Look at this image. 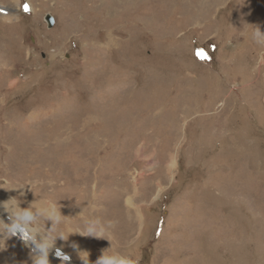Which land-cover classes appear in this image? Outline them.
<instances>
[{
  "label": "rangeland",
  "instance_id": "obj_1",
  "mask_svg": "<svg viewBox=\"0 0 264 264\" xmlns=\"http://www.w3.org/2000/svg\"><path fill=\"white\" fill-rule=\"evenodd\" d=\"M256 28L264 0H0V203L60 211L50 264H264Z\"/></svg>",
  "mask_w": 264,
  "mask_h": 264
},
{
  "label": "clouds",
  "instance_id": "obj_2",
  "mask_svg": "<svg viewBox=\"0 0 264 264\" xmlns=\"http://www.w3.org/2000/svg\"><path fill=\"white\" fill-rule=\"evenodd\" d=\"M254 38L258 42H264V32L256 28ZM23 195V193H21ZM0 208L9 214L10 223L0 220V249L5 246V241L12 236L20 235L26 244H30L33 256V264H50L49 252L55 248L56 239L62 238L63 235L53 234V228L50 230L42 226L41 221H51L52 225H59L63 219L60 211L56 210L55 205L48 201L33 202L27 208L19 207V200L13 197L0 203ZM84 231L87 235L101 237L106 231L99 220H86ZM57 255L59 249L56 250ZM87 264V261H84ZM95 264H135L134 260L122 255L117 251H111L107 254L105 251L97 259Z\"/></svg>",
  "mask_w": 264,
  "mask_h": 264
},
{
  "label": "bare ground",
  "instance_id": "obj_3",
  "mask_svg": "<svg viewBox=\"0 0 264 264\" xmlns=\"http://www.w3.org/2000/svg\"><path fill=\"white\" fill-rule=\"evenodd\" d=\"M130 1H131V0H130ZM116 3H117V2H116ZM108 5H109V4H108ZM110 6H111V5H110ZM98 10H99V9H98ZM3 17H4V16H3ZM0 65H1V61H0ZM3 65H4V64H3ZM3 65H2V66H3ZM1 68H2V67H1ZM1 68H0V69H1ZM3 68H4V67H3ZM1 74H2V73H1ZM1 82H2V81H1ZM11 83H12V82H10V81H9V83H8L10 87H11ZM0 84H1V83H0ZM4 84H6V83H4ZM4 84H1V85L3 86ZM1 85H0V86H1ZM5 87H6V86H5ZM3 88H4V87H3ZM9 89H10V88H9ZM1 90H2V89H1ZM4 93H5V92H4ZM3 95H4V94H3ZM2 98H3V96H2ZM19 98H20V97H19ZM16 100H17V99H16ZM2 102H4V101L2 100ZM48 108H49V107H48ZM59 114H60V113H59ZM88 114H89V113H88ZM80 115H81V114H80ZM78 116H79V114H78ZM21 118H22V117H21ZM24 118H26V117H24ZM15 119H16V118H15ZM19 119H20V118H19ZM22 119H23V118H22ZM26 119H27V118H26ZM33 119H34V118H33ZM49 119H50V117H49ZM83 119H84V118H83ZM7 120H8V119H7ZM9 120H10V119H9ZM28 120H29V119H28ZM10 121H11V120H10ZM14 121H15V120H14ZM19 121H20V120H19ZM23 121H24V120H23ZM23 121H22V122H23ZM22 122H21V123H22ZM8 123H9V122H8ZM41 123H42V122H41ZM9 124H10V123H9ZM11 124H12V123H11ZM15 124H16V123H15ZM15 124H14V125H15ZM12 125H13V124H12ZM18 125H19V122L17 123V126H18ZM22 125H23V124H22ZM36 126H37V125H36ZM21 127H22V126H21ZM23 127H24V126H23ZM64 128H65V127H64ZM50 129H51V128H50ZM53 129H54V128H53ZM53 129H52V130H53ZM44 130H45V129H44ZM60 130H61V129H59V131H60ZM72 130H74V129H72ZM42 131H43V130H42ZM48 131H50V130L48 129ZM59 131H58V132H59ZM66 131H67V130H66ZM85 132H86V131H85ZM51 133H52V132H51ZM70 133H72V132H70ZM89 133H90V132H89ZM49 134H50V133H49ZM49 134H48V135H49ZM43 135H44V134H43ZM46 135H47V134H46ZM87 135H88V134H87ZM60 136H61V134H60ZM50 137H51V136H50ZM52 137H53V136H52ZM62 137H63V136H62ZM47 139L49 140V138H47ZM14 150H15V149H14ZM86 150H87V148H86ZM39 152H40V151H39ZM45 159H46V158H45ZM88 165H89V164H88ZM93 167H94V166H93ZM4 169H5V168H4ZM97 169H98V168H97ZM100 169H101V168H100ZM86 172H87V171H86ZM101 173H102V172H101ZM98 174H99V173H98ZM86 175H87V174H86ZM81 178H82V177H81ZM9 181H10V180H9ZM11 182H12V181H11ZM24 184H25V183H24ZM5 185H6V184H5ZM53 187H54V186H53ZM33 202H39V200H38V201L36 200V201H33ZM33 202H32V203H33ZM91 202H92V201H91ZM32 203H30V204H32ZM30 204H29V205H30ZM81 204H83V203H81ZM89 205H90V204H89ZM97 210H98V209H97ZM0 215H1V211H0ZM3 215H4V213L2 214V217H3ZM65 235H66V234H65ZM80 248H81V246H80ZM68 258H69V257H66L65 255H64V256L61 255L60 260L63 259V261H65L66 263L71 264V262H70V260H69ZM73 261H74V260H73ZM52 262L57 263V262L54 261V260H53ZM74 262H76V261H74ZM76 264H78V263L76 262Z\"/></svg>",
  "mask_w": 264,
  "mask_h": 264
},
{
  "label": "water",
  "instance_id": "obj_4",
  "mask_svg": "<svg viewBox=\"0 0 264 264\" xmlns=\"http://www.w3.org/2000/svg\"><path fill=\"white\" fill-rule=\"evenodd\" d=\"M45 20L47 21L49 27H51V26L53 25V17H52L51 15L47 14V15L45 16ZM22 239H23V238H22ZM55 257H57V258H61L60 255L55 256ZM68 259H69V258H68ZM69 260H70L71 263L76 264V262H74L72 259H69Z\"/></svg>",
  "mask_w": 264,
  "mask_h": 264
},
{
  "label": "snow or ice",
  "instance_id": "obj_5",
  "mask_svg": "<svg viewBox=\"0 0 264 264\" xmlns=\"http://www.w3.org/2000/svg\"><path fill=\"white\" fill-rule=\"evenodd\" d=\"M25 8H27V6H25Z\"/></svg>",
  "mask_w": 264,
  "mask_h": 264
}]
</instances>
